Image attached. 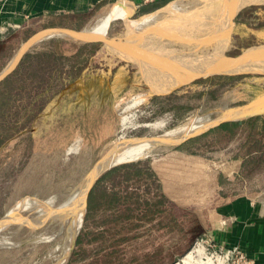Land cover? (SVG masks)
<instances>
[{
	"label": "rangeland",
	"instance_id": "1",
	"mask_svg": "<svg viewBox=\"0 0 264 264\" xmlns=\"http://www.w3.org/2000/svg\"><path fill=\"white\" fill-rule=\"evenodd\" d=\"M179 1L184 0L173 3ZM117 3L110 5L108 10ZM224 3L229 2L228 0H216L211 5L213 12L209 15L208 20L199 19L194 27L180 32L179 38L182 41L167 36L165 34L167 29L162 27L160 28L161 33H158L157 29H150L151 31L138 32L136 36L129 34L121 19L111 21V27L109 28L110 22L107 27L109 30L108 32L106 30L104 36L115 38L112 41L114 50L137 64L140 71L143 62L141 63L137 57L132 56L131 49L127 45L131 40L129 37H132L131 43L135 40L133 44L144 49L149 46V48L158 47L155 49L156 52L159 50L160 52L162 50H164L163 52L172 51L173 59L177 58L180 62L186 61V63L189 61L187 65H198L199 67L207 62L208 55L205 54L213 53L211 48L213 46L215 49H219L216 61L225 63L228 59L223 58L222 51L228 41L232 16L230 21L227 19L225 27H222L221 20L224 18L221 14L224 12L222 8L223 5H228ZM257 3L264 4V0H255L254 4ZM130 10L132 12L131 8ZM146 15L135 14L130 17V20L137 21ZM95 21L96 19L90 20L84 29L89 28ZM66 22L71 23L72 27H79L73 22ZM41 26L42 24H39L37 28ZM226 26L228 27L226 28ZM220 30L222 36L219 35ZM148 32L150 33L148 34ZM162 33L165 34L164 37L158 35ZM213 36L216 40L212 39ZM52 38L74 40V37L54 36L36 43L29 48L28 52L38 50L42 47L43 42ZM195 40L197 42H194ZM139 42L140 44L141 42L148 43V45H140ZM200 47L201 52H205V54L199 51ZM154 48H152L153 51ZM140 52L143 53V56ZM146 53L148 52L141 51L140 48L137 50L140 58L145 59L147 55V58H152L150 52L145 55ZM97 55L99 57H97V62L103 65L107 64L108 68L115 70L111 81L112 97L110 100L104 103L96 98L94 92L90 91L88 95L83 96L78 106L71 107L68 104L66 108H63L61 102L55 100L40 113L29 128L6 140L0 147V219L2 217L4 219L8 211L16 205L30 204L29 208L25 210H17L13 221L9 220L6 229L0 231L2 240L0 264H182L180 260L187 254L191 257V264H245L242 259H239V255L228 253L225 245L196 235L194 225L191 233L185 232L184 234V230L182 232L168 231L163 234L151 232L144 239L123 245L112 240L95 242L83 247L85 252L83 258L79 260L77 259L79 257L75 258L73 255V252L77 251L75 241L80 231L84 229L85 210L81 223L78 225L72 222L74 212H61L58 208L70 202L76 194H83L93 171H96L102 159L113 150L119 137L125 138L127 141L152 137L196 116H205L212 123L221 115L220 118H223L226 111L247 106L255 100L249 97L245 99L240 95H248L246 91H251V81L258 83L259 86H264L262 77L264 71L258 72L261 74L257 75L256 73L250 74L252 77L242 85V90L245 92L239 90L237 94H232L225 100L221 98L213 104L210 103L212 105L205 106L202 112L193 111L179 120L169 112L161 114L155 110L151 104L154 91L148 84V87L146 86L135 72V68L132 69L118 62L104 50L100 49ZM215 65V70L223 69L217 63ZM171 66H168L167 69L173 73H171L173 76H178L179 72L186 71L185 68L184 70L183 68L173 70L175 67ZM147 68L148 76H153L149 67ZM191 69L187 75L185 73V77L194 73V70ZM124 72L132 74L133 77L124 79V75L122 77ZM8 76L0 83V102L3 95L8 96L6 92L10 83ZM122 78L123 80H120ZM78 83L80 87H83L81 80ZM171 86L162 87L157 91L168 89ZM139 97H142V100L135 103ZM0 108H2L1 104ZM262 114L264 115V111L257 115ZM79 122H81V126H77ZM159 123L162 126H154ZM28 133L30 134L28 135ZM167 154L172 155L167 148L157 146V149H153L143 159H152L158 162ZM247 197L254 205H257L264 215V194L247 195ZM177 209L175 208L180 213H188L185 210ZM58 214L61 215L60 218ZM2 223L0 221V225ZM95 228L92 224L90 227L88 226L87 230L94 231ZM249 261L247 260L249 264H252Z\"/></svg>",
	"mask_w": 264,
	"mask_h": 264
},
{
	"label": "crops",
	"instance_id": "2",
	"mask_svg": "<svg viewBox=\"0 0 264 264\" xmlns=\"http://www.w3.org/2000/svg\"><path fill=\"white\" fill-rule=\"evenodd\" d=\"M175 1L178 0H0V72L27 40H24L23 36L33 35L39 29L37 28L39 24L43 26L64 18H72L88 24L90 20L103 16L108 7L117 2L126 4L129 10L132 9V12L129 11L132 15L130 17L135 14L146 15L159 11ZM231 23L228 41L222 51L223 58L234 59L251 49L264 52L261 50L264 49V4L257 3L241 7L232 15ZM111 24L112 22L109 28ZM47 29L80 31L84 27H72L71 23H65V20H62ZM211 48L214 53L215 47L211 46ZM199 51L201 52V47ZM201 53L205 54V52ZM262 53L255 58L246 59L247 64L244 65L246 69L256 67L252 61L258 59ZM238 69L242 68L238 67ZM240 75L251 76L250 74L222 76ZM213 77L196 81L176 92L182 94L188 89L192 92L194 90L208 91V83L206 87L198 86L196 83ZM262 77L264 78V75ZM245 81L247 82V79ZM251 83L256 84L254 81ZM261 88V92L254 99L264 95V86ZM238 91V88H225L222 99L225 100L232 94H237ZM240 95L248 99L247 95ZM205 99L206 96H203L202 101ZM203 109L202 105L197 112L200 113ZM258 116L261 117V128L262 125L264 128V115L256 114L238 121H225L189 139L192 145L200 144L206 138L216 136L219 132L217 127L225 123L230 124L232 127H229L228 141L212 151L190 155L167 148L172 155L167 154L158 162L152 159H140V161H148L149 169L156 177L166 202L174 209L185 210L191 215L196 235L225 245L227 250L239 249L252 264H264V215L247 197V195L264 194V130L259 139L252 140L248 136L250 120ZM137 161L139 160L108 168L99 174L94 184L110 169ZM118 176L120 175L116 177ZM104 184L102 183L97 189L98 193L95 195V204L89 215L87 226L90 227L93 224L98 231L124 225V227L138 226L143 233L137 236L138 232H128V242L144 239L151 233V227L157 226L155 221L142 219L136 212L134 217L132 215L125 217L123 214L127 206L119 203L111 205L104 203L103 196L107 190Z\"/></svg>",
	"mask_w": 264,
	"mask_h": 264
},
{
	"label": "trees",
	"instance_id": "3",
	"mask_svg": "<svg viewBox=\"0 0 264 264\" xmlns=\"http://www.w3.org/2000/svg\"><path fill=\"white\" fill-rule=\"evenodd\" d=\"M28 37L29 34H25L23 39L26 40ZM98 51L100 49L95 44L52 38L43 42L38 50L27 52L8 76L10 79L9 88L6 91L8 96L3 95L0 102L2 106L0 108V147L6 140L29 128L40 113L55 100H59L63 108H66L68 104L71 107L78 106L83 96L88 95L89 91L94 92L96 98L104 103L110 100L112 97L111 81L115 70L108 68L107 64L97 62ZM123 75L124 79L133 77L128 72L122 73V77ZM251 77L243 75L213 77L196 83L203 87H206L208 83V91L194 90L192 92L188 89L182 94L174 92L168 95H153L151 104L158 113L169 112L175 119L180 120L185 115L197 111L202 105L205 109V106L212 105L223 98L225 88H238L243 91L242 85L246 84L245 79ZM4 80L5 78L0 83ZM79 80L82 81L83 87L79 86ZM250 86L251 91H246V93L249 98L254 99L261 92L262 86L253 83ZM203 96H206L204 101H202ZM260 122L261 117L259 116L251 118L248 126L250 139L255 140L262 137L261 132L264 128L263 125L261 128ZM77 126H81V122ZM229 127L232 126L227 123L220 125L216 128L219 129L216 136L208 137L200 144L192 145L189 140L170 149L190 155L212 151L228 141ZM117 175L120 176L116 177ZM102 183H105L104 188L109 190H106L103 202L109 205L119 203L127 206L123 214L125 217L131 215L134 217L136 212L142 219L155 221L157 226L151 227L150 232L163 234L168 231L182 232L184 230V234L185 232L191 233L194 225L191 215L176 211L166 202L156 177L149 169L148 161L139 160L110 169L92 187L88 195L87 212L83 222L84 229L80 231L75 241L77 251H74L73 255L75 258L79 257L78 260L85 256L83 247L86 245L106 240L116 241L123 245L130 243L127 238L128 232H138L137 236L143 233L138 226L124 227L125 225L119 228H106L103 231L87 230V221L93 211L95 195ZM116 236L119 237L112 239Z\"/></svg>",
	"mask_w": 264,
	"mask_h": 264
},
{
	"label": "bare ground",
	"instance_id": "4",
	"mask_svg": "<svg viewBox=\"0 0 264 264\" xmlns=\"http://www.w3.org/2000/svg\"><path fill=\"white\" fill-rule=\"evenodd\" d=\"M215 2H216V0H184V1H179L177 3L168 4L163 9L156 11L154 13H151L149 15H146L137 21L130 20L131 13H129L130 10L126 4L117 3L113 7H111L103 16L98 17L93 25H91L89 28L84 29L82 32L81 31L80 32L74 31L71 29H53V30H48V33H47V35H45V37L47 38V37H52V36L54 37V36H62L63 35V36L74 37V38H78V39H82V40H90V39H94L96 37H103L106 30H107L109 23L115 19H121L125 23V27L127 28V31L129 34L136 36V33L141 32V31L150 30V29L151 30L157 29L156 31L158 33H161L160 28L162 27V28H165V30L167 29V32H165V34L167 36L173 37L174 39L177 38V40L178 39L180 40L181 39V38H179L180 32L182 33L183 31H187L188 29H191L192 27H194L196 25L195 23L199 19L208 20L209 15L213 12L211 10V5ZM228 2L229 3H224V4H228L227 6L223 5L222 10L224 12L223 13L220 12L224 16V18L221 20L222 21L221 22L222 27L224 26V24L226 25L227 19L229 20L230 17L238 9H240L241 7L250 5V4H254L255 0H228ZM250 2H252V3H250ZM219 19H221V18H219ZM218 22H220V21H218ZM227 27L228 26H226V28ZM222 31H225V30L222 29ZM222 31L219 32L220 33L219 35H221ZM149 33L150 32H148V34ZM165 34L162 33V34H158V35L159 36L163 35V37H164ZM217 37H218V35H217ZM129 38L132 40V37H129ZM219 38H220V36H219ZM212 39H215L214 36ZM131 40L128 41L127 45L131 49L132 56L137 57L139 59V61H141V63L143 62L144 66L142 65V70H141L142 75L144 76L146 83L156 93L172 89L173 87L178 85L183 80L190 79L191 76L196 75L198 73H205V72L214 71L216 68L215 63H217L218 66H220L221 64H224L221 61L220 62L216 61L217 60L216 56L218 54L217 51H219L218 48L215 49L214 53H211L210 55H208L206 58L207 62H205L204 65L199 67L198 65H195V66L187 65L189 61L186 63V61L180 62V60H178L177 58L173 59L174 56H173L172 51L163 52L164 50H162L161 51L162 53H161L159 50L158 52H156L155 49L158 47H156V48L152 47V48H154V51H153L152 48H149V46H147V48L144 49L143 47H141L137 44L136 45L133 44V43H135V40H133V43H131L132 42ZM136 40H138V39H136ZM209 40H211V39H209ZM225 40H226V38H225ZM180 41H182V40H180ZM184 41H185V38H184ZM194 42H197V41L195 40ZM209 42H211V41H209ZM216 42H218V41H216ZM216 42H215V44H216ZM139 44H140V42H139ZM141 44L143 45L144 42L143 43L141 42ZM145 44L148 45V43H145ZM145 44H144V46H145ZM149 45H151V44H149ZM138 48H140L141 51L148 52V53L150 52V55L152 58H147L148 53L145 54V55H147V57L145 59L140 58L137 54ZM155 53H157V54H155ZM140 54L143 56L142 52H140ZM168 55H170V56L167 57ZM171 56H173V57H171ZM252 64L258 68V69L257 68L254 69V70L264 71V52L262 53V55L258 59L253 60ZM171 65L173 67H175V69H173V70H176L177 68L178 69L183 68V70H184V68H185L186 71L184 73L179 72L178 76L175 75L176 76L175 77L172 75L173 73L168 71V69H167V67L171 66ZM188 66H189V68H188ZM147 67H149V69L151 70V74L155 78L153 76H148L149 70ZM195 67H198V68H195ZM191 68L194 69V73H192L188 77H185L189 73V70ZM193 69H191V70H193ZM245 69H246V66H245ZM222 70L224 71V69H221V71ZM225 70L227 71L229 69H225ZM246 70H251V69L247 68ZM174 72H176V71H174ZM185 73H186V75H185ZM149 77H153V78H149ZM4 78H5V76L0 75V81ZM167 78L171 79L172 81L170 82V80ZM177 80H179V81L177 82ZM169 86H171V87L168 89H163L162 91H157L158 89H160L162 87H169ZM141 100H142V97H139L135 103H138ZM263 111H264V97L261 100H258L254 103L247 105V106L236 108V109H230V110L226 111V113H224L223 117L229 118L230 121H238V120L245 119L249 116L259 114ZM220 117H218V118H220ZM210 123L211 122L207 117L196 116L194 118L187 120L186 122H184L182 124H179L177 126H174L171 129H168V130L162 132L159 135H155L152 137H142L140 139L129 140V141L125 140V138L123 139L122 137H119L117 139L115 145H114L113 150L110 153H108L102 159V161L98 164L96 171L93 173V175H91V178L94 176V174L100 173V172H102V171H104V170H106V169H108L114 165H118V164L124 163V162L136 161V160L143 159L153 149H155V148L157 149V143L160 144V143L175 142V141L180 140V139H182V138H184V137H186V136H188V135H190L196 131H199V130L207 127ZM212 123H213V121H212ZM154 126L160 127V126H162V124L159 123V124H156ZM91 178H90V181L88 182V184L86 185L85 190H84L82 195L80 193L76 194L73 199L71 198L72 200L70 199L71 200L70 202H68L67 204H64L62 207L58 208V209H60L61 212H65V211H67V213L70 211L74 212L75 215L73 216L74 219L72 218L73 219L72 222L77 223L78 225H80V223H81L82 214L84 211V205L83 204H84L85 192H86L88 185L92 181ZM29 205L30 204H26V203L25 204H19V205H16L11 210H9L8 213L5 215L4 223L1 222L2 224L0 225V231H2L3 229H6V225L8 224V222H10L9 220L13 219V217L16 214L15 212L17 210H25L26 208H29ZM56 211H58V210H56ZM60 217H61V215H59V218ZM14 220H15V218H14ZM1 242H2V240L0 238V244H1ZM180 262L182 264H191L192 261H191L190 255L189 254L184 255L181 258Z\"/></svg>",
	"mask_w": 264,
	"mask_h": 264
},
{
	"label": "water",
	"instance_id": "5",
	"mask_svg": "<svg viewBox=\"0 0 264 264\" xmlns=\"http://www.w3.org/2000/svg\"><path fill=\"white\" fill-rule=\"evenodd\" d=\"M62 20L73 22L80 27H86L87 26L86 24H84V23H82L76 19H72V18L58 19V20H54V21H51V22L43 25L33 35H31L26 42H24L21 45V47L18 49V51L9 60V62L5 66L4 70L2 72H0V75H3L5 77L8 76L13 71V69L16 67V65L19 63L21 58L28 52L30 47H32L33 45H35L36 43H38L42 40L51 38V37H47V38L45 37V35H47V33H48L47 28L51 25H55L58 21H62ZM73 39L80 41V42H84V43L95 44L98 47H100L101 50H104L106 52V54H109L110 56H113L114 58H116L118 60V62H121L122 64L129 66L132 69L135 68L134 69V70H136L135 72L141 77V79L143 80V82L147 86V83L144 79V76L141 74L139 66L137 64H135L134 62L126 59L124 56L118 54L117 51L114 50V47L112 45V41L115 38H107L106 36H104V37H96V38L90 39V40H82V39H78V38H73ZM261 50H264V49H261ZM256 51L257 50L254 51L251 49L250 51L243 52L237 58L228 59L226 61V63L220 65V68H223L224 71L223 70L222 71L214 70L211 72L198 73L196 75L191 76L190 79L183 80L182 82H180L178 85H176L172 89L165 90L162 92H157V93L152 92V94L153 95H168V94H171V93L178 91L179 89H181L185 86L191 85V84L195 83L196 81H199V80L205 79V78H209V77H213V76L235 75V74H253V73L255 74L258 72H263V71H255L254 69H256L257 67H253V68L251 67L252 69L248 68V69H251V71L250 70H244V67H245L244 65L247 64L246 59H248L249 57L255 58L256 56H258L261 53V52H256ZM238 67H241L242 69H238ZM225 69H229V70L226 71ZM258 74H261V73H258ZM262 98L263 97L256 98L254 101L250 102L249 104L254 103L258 100H261ZM228 120H229V118H227V117L217 119L213 123L209 124L208 127H205L199 131H196V132H194V133H192V134H190V135H188V136H186L180 140H177V141L172 142V143H160V144L157 143V146L158 147H164V148L177 147V146L181 145L183 142L189 140L190 138H192L196 135H199L200 133L207 130L208 128L214 127V126L221 124V123L228 121ZM129 162H133V161H129ZM124 163H128V162H124ZM120 164H122V163H120ZM94 171H93V173H94ZM100 173L94 174V176L91 178L92 181L90 182V184L88 185V187L86 189L85 197H84V210L86 209V199H87L88 192H89L90 188L92 187V185L94 184L96 178L99 176ZM0 221L1 222L4 221L3 217L0 219Z\"/></svg>",
	"mask_w": 264,
	"mask_h": 264
},
{
	"label": "built area",
	"instance_id": "6",
	"mask_svg": "<svg viewBox=\"0 0 264 264\" xmlns=\"http://www.w3.org/2000/svg\"><path fill=\"white\" fill-rule=\"evenodd\" d=\"M227 252L230 253L231 255L233 254L239 255V259H242L245 264H249L247 262L246 256L239 249L234 248L233 250H228Z\"/></svg>",
	"mask_w": 264,
	"mask_h": 264
}]
</instances>
